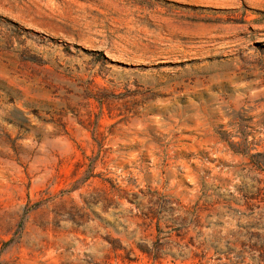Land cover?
<instances>
[{
    "label": "rangeland",
    "instance_id": "1",
    "mask_svg": "<svg viewBox=\"0 0 264 264\" xmlns=\"http://www.w3.org/2000/svg\"><path fill=\"white\" fill-rule=\"evenodd\" d=\"M0 264H264V0H0Z\"/></svg>",
    "mask_w": 264,
    "mask_h": 264
}]
</instances>
